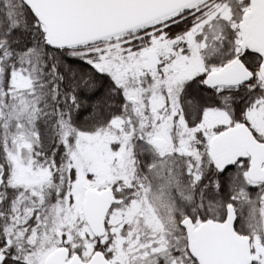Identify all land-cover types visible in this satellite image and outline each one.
Here are the masks:
<instances>
[{
	"label": "snow or ice",
	"instance_id": "1",
	"mask_svg": "<svg viewBox=\"0 0 264 264\" xmlns=\"http://www.w3.org/2000/svg\"><path fill=\"white\" fill-rule=\"evenodd\" d=\"M0 264H264V0H0Z\"/></svg>",
	"mask_w": 264,
	"mask_h": 264
}]
</instances>
